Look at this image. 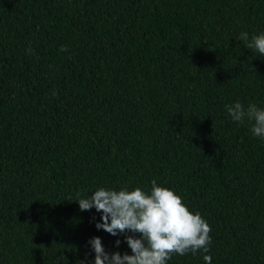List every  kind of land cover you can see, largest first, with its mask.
<instances>
[{
	"label": "trees",
	"instance_id": "1",
	"mask_svg": "<svg viewBox=\"0 0 264 264\" xmlns=\"http://www.w3.org/2000/svg\"><path fill=\"white\" fill-rule=\"evenodd\" d=\"M241 32L264 0H0V264L131 254L77 199L153 179L210 224L211 264H264V140L227 113L264 108Z\"/></svg>",
	"mask_w": 264,
	"mask_h": 264
},
{
	"label": "clouds",
	"instance_id": "2",
	"mask_svg": "<svg viewBox=\"0 0 264 264\" xmlns=\"http://www.w3.org/2000/svg\"><path fill=\"white\" fill-rule=\"evenodd\" d=\"M238 39L248 49L264 55V33L249 38L247 32H241ZM27 51L31 53V49ZM61 51H67V47L62 45ZM227 113L233 122H253L252 134L264 140V108L254 103L245 108L237 101L227 106ZM77 201L81 211L95 208L101 214L95 223L98 230L112 236L123 234L131 249V254L107 251L102 239L93 236L88 243L95 253L94 264H167L173 254L198 252L203 253L205 264H211L210 224L199 212L191 211L172 189L159 185L155 179L151 181L150 192L141 188L100 187ZM120 243L119 239L115 241L117 247ZM77 264H86V259L78 260Z\"/></svg>",
	"mask_w": 264,
	"mask_h": 264
}]
</instances>
